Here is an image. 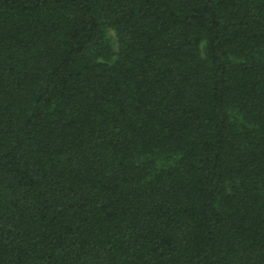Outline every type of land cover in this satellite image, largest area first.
<instances>
[{"label":"trees","instance_id":"trees-1","mask_svg":"<svg viewBox=\"0 0 264 264\" xmlns=\"http://www.w3.org/2000/svg\"><path fill=\"white\" fill-rule=\"evenodd\" d=\"M0 264H264V0H0Z\"/></svg>","mask_w":264,"mask_h":264}]
</instances>
